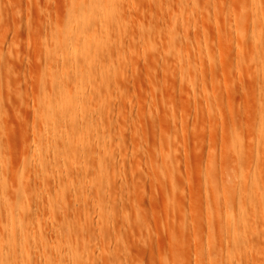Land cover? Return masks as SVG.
<instances>
[{
	"label": "rangeland",
	"instance_id": "1",
	"mask_svg": "<svg viewBox=\"0 0 264 264\" xmlns=\"http://www.w3.org/2000/svg\"><path fill=\"white\" fill-rule=\"evenodd\" d=\"M82 2L0 0V264H264V0H99L85 62L56 34ZM225 164L254 183L240 247Z\"/></svg>",
	"mask_w": 264,
	"mask_h": 264
},
{
	"label": "bare ground",
	"instance_id": "2",
	"mask_svg": "<svg viewBox=\"0 0 264 264\" xmlns=\"http://www.w3.org/2000/svg\"><path fill=\"white\" fill-rule=\"evenodd\" d=\"M98 6H99V0H85V2L78 3V4H74L73 7L70 9V13L68 14L70 18L68 19V22L66 23V25L63 28L58 27L56 29V31H57L56 34L57 35L60 34L61 36H64V42L62 43V48L65 51V54H64L65 58H68V57H71V56H73V57L76 56L77 57V56H80L81 55L82 58L84 56V62H85V59L88 60L89 54H90L91 51L89 52L88 51L89 49H87V47L85 46V44L82 42V39H84L86 37L83 36L84 34L83 35H77V32H78V30H81L83 28L84 31H89V32L95 33V28H90V26H89V28H90L89 29V28H87V25L86 26L77 27L74 24L75 21L73 20V18H72L73 16L72 15H73V13L75 12L76 9H78V8L80 9L81 8V9H84L83 10V14H85L83 20H85L86 18L88 19L90 17V14L91 13H93V15L102 16L104 14V10L102 8L98 7ZM261 21L264 22V17L261 18ZM90 24L92 25L91 22L88 25H90ZM255 39H256L255 36L252 37V39L250 40V43L255 44ZM109 53L110 52H108L107 55H108V57H111V55H110L111 53L110 54ZM72 63H74V64L77 63L78 64V63H81V61L78 62L77 60H75ZM60 88L61 89H60L59 93L57 94L55 101L57 102L58 100H61V99H63V100L64 99H69L68 103L70 104L71 99H73L72 97H74V96L68 95L67 94L68 92L63 87H60ZM55 110H57V106H54V107L53 106H50L49 109H48V112H49V114H53ZM261 124H263V123L261 122ZM263 127H264L263 125L262 126H259L258 130L260 132H263L264 131V128ZM235 144L236 143H234V145H229V148L228 149H234V151H235L234 153H237L239 155L240 152L242 153V151H244V148L245 147H244V145H240V143H238V145H235ZM248 146L246 147V149L248 148V150H249L250 148ZM250 147L252 148L253 146H250ZM245 152H243V153H245ZM26 155H28V154L26 153ZM239 157H242V155H239ZM232 158H234V157H232ZM27 160L29 162V159L25 158V161H23V163L27 162ZM30 160H31V158H30ZM237 160L239 161V158H236V159L234 158V162H235L234 165L237 163ZM23 163H22V165H23ZM41 164H40V166H41ZM227 164H229V161L228 160H227ZM213 166H215V165H213ZM229 166L230 165H226V167H224V169L222 167V169L224 170L225 173H227V170H228V173H227L228 174L227 175L228 178L227 177L226 178H223L221 176L223 178V180L220 178L221 179L220 182L223 181L222 183H224V180L225 181L227 179L229 180V176H230V178H231L230 180H232V181H230V183H227L228 181H226L225 184H224V186H223V184H221L222 187L219 186V180H218V176H217L218 175L217 174L218 172H217V168H216L217 166H215L214 168L212 167L213 173H212V171L209 172L207 177L209 179L208 181L210 183L211 190L213 192V196L216 199V201L217 202L226 201V210H225V214H224V219H222V221L225 220L223 222V224L224 225L228 224V225H226V226L223 225V227L226 228V230L228 231V234L229 235L231 234L233 236L232 237L230 235L231 239L234 240V241L231 240V242H233L234 243L233 245L235 246V244H237L239 242L238 241L236 243L237 238H238L237 232L239 231V229H244V228L247 229L249 227L248 225H249V221H250V217H251V212H250L251 209L249 210V208L251 206H250L249 202L248 201L246 202V200H245V198L248 197V195H246L245 193L252 192V189L254 187L253 186L254 183H251L250 184L248 182V180L246 179L247 177L245 176V174L243 173V171L237 169V166H235V167L232 166V164H231L232 168L231 167L230 168L234 170V173L230 170L233 173V174H231L229 172V169H227ZM42 169H44V168H42ZM219 169H220L221 172H223V170L221 169V167H219ZM21 171H22V169H21ZM220 174L222 175V173H220ZM0 176H2V175H0ZM225 176H226V174H225ZM252 176H255V173ZM19 177H20V175H19ZM2 180L4 181L3 178H2ZM2 180H1V183H0V185H2V186H0V189L3 191V188L5 189V187H4L3 184L5 182H7V181L3 182ZM2 182H3V184H2ZM7 184L8 183H5V186ZM6 187H8V186H6ZM2 191H0V192H2ZM1 194H3V192ZM2 196H5V195H2ZM5 204H7V203H5ZM6 209H7V207H6ZM7 210H9V211L7 212ZM7 210H6V212L7 213L10 212L9 214H10L11 218H10L9 214H6V215H8L7 216L8 221H7V225H6V228H7L6 229V236H7V240L6 241L10 245L11 243H13V238H14V234H12L13 229H12V226L10 224L13 221L12 218H13V215H14L15 211L12 208H10V207ZM263 213H264V211H263ZM9 218L11 219V221H9ZM237 223L239 225H241V226L238 225V227H239L238 229H237ZM209 224H211V222ZM213 225H214V223L211 224V225H208L209 228H207V229L210 230L213 227ZM209 232L214 233V231H211V230ZM209 236H211V240H212V236H214V234H210L209 233ZM213 241H215V239ZM213 241L212 242L210 241V242L214 244ZM239 245H240V243H239ZM239 245H236V246H239ZM214 246H216V244L213 245L212 250L215 249ZM211 247H212V245H211ZM209 249H211V248H209ZM209 249H208V252L210 251ZM235 249H237V248H234V250L232 252L233 255H236L235 254V252H236ZM215 250L213 252L214 254H216L215 253L216 252ZM237 250H239V249H237ZM1 252H0V254H1L0 255V258L2 256V258H4V260H2V261H5L7 257L5 256V254H3L4 253V248H2V251ZM208 252L205 249L203 251L202 255L205 253V257L207 258L208 257V254L211 255V252L210 253H208ZM218 254H221V253H218ZM262 254L264 255V253H262ZM231 256H232V254H231ZM235 259L236 258H234L233 260H235ZM208 264H211V263L208 262ZM236 264H243V263H241V262L238 263L237 262Z\"/></svg>",
	"mask_w": 264,
	"mask_h": 264
}]
</instances>
